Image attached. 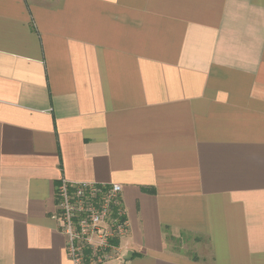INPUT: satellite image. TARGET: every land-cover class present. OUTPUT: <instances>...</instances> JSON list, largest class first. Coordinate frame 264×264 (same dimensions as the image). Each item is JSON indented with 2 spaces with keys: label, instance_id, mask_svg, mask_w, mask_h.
<instances>
[{
  "label": "crops",
  "instance_id": "1",
  "mask_svg": "<svg viewBox=\"0 0 264 264\" xmlns=\"http://www.w3.org/2000/svg\"><path fill=\"white\" fill-rule=\"evenodd\" d=\"M61 179L121 185L104 264H264V0H0V264H72Z\"/></svg>",
  "mask_w": 264,
  "mask_h": 264
},
{
  "label": "built area",
  "instance_id": "2",
  "mask_svg": "<svg viewBox=\"0 0 264 264\" xmlns=\"http://www.w3.org/2000/svg\"><path fill=\"white\" fill-rule=\"evenodd\" d=\"M120 184L70 183L55 187L57 210L51 216L65 237L72 264H104L121 258L119 242L129 233Z\"/></svg>",
  "mask_w": 264,
  "mask_h": 264
},
{
  "label": "water",
  "instance_id": "3",
  "mask_svg": "<svg viewBox=\"0 0 264 264\" xmlns=\"http://www.w3.org/2000/svg\"><path fill=\"white\" fill-rule=\"evenodd\" d=\"M130 256H131V253H128V256L125 257V259H129Z\"/></svg>",
  "mask_w": 264,
  "mask_h": 264
}]
</instances>
